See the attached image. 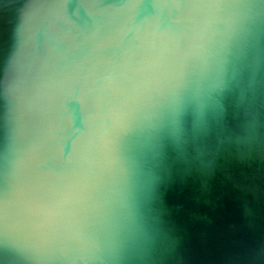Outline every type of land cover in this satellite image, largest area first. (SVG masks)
Here are the masks:
<instances>
[{
  "label": "water",
  "instance_id": "obj_1",
  "mask_svg": "<svg viewBox=\"0 0 264 264\" xmlns=\"http://www.w3.org/2000/svg\"><path fill=\"white\" fill-rule=\"evenodd\" d=\"M0 264H264V0H0Z\"/></svg>",
  "mask_w": 264,
  "mask_h": 264
}]
</instances>
